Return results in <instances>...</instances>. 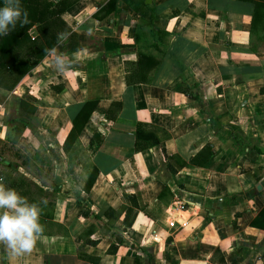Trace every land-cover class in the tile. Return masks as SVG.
I'll use <instances>...</instances> for the list:
<instances>
[{
  "label": "crops",
  "instance_id": "crops-1",
  "mask_svg": "<svg viewBox=\"0 0 264 264\" xmlns=\"http://www.w3.org/2000/svg\"><path fill=\"white\" fill-rule=\"evenodd\" d=\"M109 1L76 0L75 39L0 88V149L18 126L14 161L63 226L19 256L0 244V264H264V2Z\"/></svg>",
  "mask_w": 264,
  "mask_h": 264
},
{
  "label": "trees",
  "instance_id": "trees-1",
  "mask_svg": "<svg viewBox=\"0 0 264 264\" xmlns=\"http://www.w3.org/2000/svg\"><path fill=\"white\" fill-rule=\"evenodd\" d=\"M76 0H20V6L23 13H27V22H16V26L12 28L7 35L0 36V88L12 91L20 83L33 68H35L49 53V51L57 46V34L67 33L69 38L74 40L71 26L67 23L64 16ZM116 0H110L106 7H111ZM252 2H264V0H250ZM142 7L136 10V13L141 16H147L150 13V5L141 1ZM96 17L101 16L96 14ZM152 57L141 53L138 61L143 63H152ZM19 115L23 113L33 114L35 106L24 101L18 100ZM94 110V103H85L76 117L73 119V126L70 130L67 140L71 143L76 139L82 131L85 124L89 120ZM22 115V114H21ZM24 122V121H23ZM25 124V123H24ZM16 133L13 138L8 139V143L0 149V178L3 180V185L14 188L23 197L31 194V187L40 190L37 183L20 173L19 167L21 164L14 161V158L25 157L22 151L16 147V142L22 130L15 126L13 128ZM8 152V153H7ZM8 154V155H7ZM13 158H11V156ZM193 161V160H191ZM25 163V160L22 164ZM185 164V161L182 162ZM92 178L87 182L86 189H90L96 179L97 171L93 165ZM173 171V169H172ZM174 172V171H173ZM12 173H19L17 177ZM42 191V190H41ZM115 213L114 210H111ZM119 214H115L116 218ZM43 216H47L43 215ZM59 228L63 226L58 224ZM86 233H92L89 229ZM89 244H96L95 240L86 239ZM78 256L90 264H100V258L83 252H79Z\"/></svg>",
  "mask_w": 264,
  "mask_h": 264
},
{
  "label": "clouds",
  "instance_id": "clouds-1",
  "mask_svg": "<svg viewBox=\"0 0 264 264\" xmlns=\"http://www.w3.org/2000/svg\"><path fill=\"white\" fill-rule=\"evenodd\" d=\"M20 0H0V36H5L16 26L18 20L27 22ZM64 33L57 34V42L65 39ZM58 69L65 65L62 54L55 57ZM43 203V201H41ZM41 209L35 202H29L14 188L0 184V244L6 246L14 256L29 253L43 231L40 223Z\"/></svg>",
  "mask_w": 264,
  "mask_h": 264
},
{
  "label": "rangeland",
  "instance_id": "rangeland-1",
  "mask_svg": "<svg viewBox=\"0 0 264 264\" xmlns=\"http://www.w3.org/2000/svg\"><path fill=\"white\" fill-rule=\"evenodd\" d=\"M12 175L18 176L16 173H12ZM25 198L29 202L37 203L41 209L40 223L43 226V231L38 237V242L47 246L52 242L53 236H56L57 232H60L58 222L54 220V194L51 192H41L35 187H31V194ZM41 201L47 204H42ZM45 214H47V218H44L45 216L43 215Z\"/></svg>",
  "mask_w": 264,
  "mask_h": 264
},
{
  "label": "built area",
  "instance_id": "built-area-1",
  "mask_svg": "<svg viewBox=\"0 0 264 264\" xmlns=\"http://www.w3.org/2000/svg\"><path fill=\"white\" fill-rule=\"evenodd\" d=\"M184 208H185L184 205L180 204L175 207V210L179 211V210H183Z\"/></svg>",
  "mask_w": 264,
  "mask_h": 264
}]
</instances>
